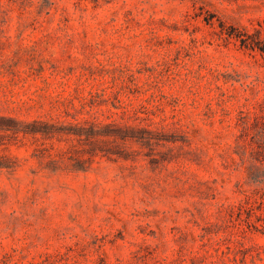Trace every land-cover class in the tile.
Here are the masks:
<instances>
[{
  "label": "rangeland",
  "instance_id": "obj_1",
  "mask_svg": "<svg viewBox=\"0 0 264 264\" xmlns=\"http://www.w3.org/2000/svg\"><path fill=\"white\" fill-rule=\"evenodd\" d=\"M0 264H264V0H0Z\"/></svg>",
  "mask_w": 264,
  "mask_h": 264
},
{
  "label": "trees",
  "instance_id": "obj_2",
  "mask_svg": "<svg viewBox=\"0 0 264 264\" xmlns=\"http://www.w3.org/2000/svg\"><path fill=\"white\" fill-rule=\"evenodd\" d=\"M242 41L244 42V39H242ZM255 43H256V41H254ZM257 44V43H256ZM251 46H253V44L251 45ZM257 46H259V45H257ZM260 48H262V47H260Z\"/></svg>",
  "mask_w": 264,
  "mask_h": 264
}]
</instances>
